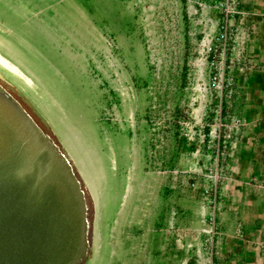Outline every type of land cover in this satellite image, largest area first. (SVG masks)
<instances>
[{"label":"rangeland","instance_id":"1","mask_svg":"<svg viewBox=\"0 0 264 264\" xmlns=\"http://www.w3.org/2000/svg\"><path fill=\"white\" fill-rule=\"evenodd\" d=\"M225 1L0 0V54L32 81L0 66L2 83L92 191L81 264H184L200 249L177 246L180 225L216 235L228 149L218 156L209 131L253 90L238 86L239 0L220 39ZM220 64L231 93L213 84Z\"/></svg>","mask_w":264,"mask_h":264},{"label":"water","instance_id":"2","mask_svg":"<svg viewBox=\"0 0 264 264\" xmlns=\"http://www.w3.org/2000/svg\"><path fill=\"white\" fill-rule=\"evenodd\" d=\"M2 81L0 264H81L89 253L80 185L47 128Z\"/></svg>","mask_w":264,"mask_h":264},{"label":"crops","instance_id":"3","mask_svg":"<svg viewBox=\"0 0 264 264\" xmlns=\"http://www.w3.org/2000/svg\"><path fill=\"white\" fill-rule=\"evenodd\" d=\"M239 11L236 48L248 59L237 72L238 86L253 90L242 98L243 126L228 148L216 235L208 237L199 222L180 225L177 246L200 249L184 264H206L213 246L216 264H264V0H239Z\"/></svg>","mask_w":264,"mask_h":264},{"label":"built area","instance_id":"4","mask_svg":"<svg viewBox=\"0 0 264 264\" xmlns=\"http://www.w3.org/2000/svg\"><path fill=\"white\" fill-rule=\"evenodd\" d=\"M236 2L234 0H226L223 4V9L225 13V18L222 21L221 30H220V39L227 44V41L234 36L230 30H229V21L231 17L234 15L236 10ZM225 53V51H224ZM213 64V63H212ZM216 73L213 76V84L218 83L224 84L223 78H224V72L225 69L222 64L219 65V67L216 68ZM226 86L230 87L229 93L232 92L231 86L232 81L226 80L225 81ZM218 115H219V123L216 125L215 128L210 129V134H212L215 138V145L217 150L218 156H223L226 154V151L228 149L229 144L231 141H233L236 136L239 134L240 129L243 126L242 119L240 116L236 115L235 113L226 111L223 112V109L220 107L218 109ZM224 121V123H223ZM208 233H213L212 227L207 230ZM206 264H214L211 260H208Z\"/></svg>","mask_w":264,"mask_h":264},{"label":"bare ground","instance_id":"5","mask_svg":"<svg viewBox=\"0 0 264 264\" xmlns=\"http://www.w3.org/2000/svg\"><path fill=\"white\" fill-rule=\"evenodd\" d=\"M0 66L5 68L9 72H11V73H13L15 75H18L19 77L23 78L26 82L32 83L31 78L27 77L26 74H24L14 63H12L9 59L4 57L2 54H0ZM46 133H47L49 139L54 144V146L57 149L61 150V148H62L61 141H59V139L57 138L55 133L52 132L51 130H49V131L47 130ZM61 152L64 154L63 151H61ZM64 157L68 161V164H69V166H70V168L72 170V173L74 174V177L76 178V180L78 181V183L80 185V189H81V191L83 193L85 202H86V204L88 206V215H87L88 228H87V241H86L87 242L86 243V254H88V251H89V248L91 247L92 239H93L92 238V236H93V228H92V225H91V219H92V215H93V211H94V207L95 206L93 204V198H92V195H91L92 191L90 190L89 185L87 184L89 182H87L86 178L84 177L85 174L77 167L75 162L72 159H70L66 154H64Z\"/></svg>","mask_w":264,"mask_h":264}]
</instances>
